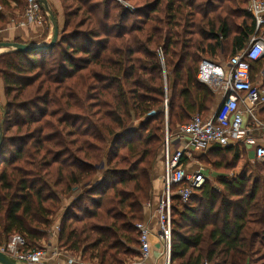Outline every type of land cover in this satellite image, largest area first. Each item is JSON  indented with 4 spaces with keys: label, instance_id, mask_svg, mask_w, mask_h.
I'll list each match as a JSON object with an SVG mask.
<instances>
[{
    "label": "trees",
    "instance_id": "obj_1",
    "mask_svg": "<svg viewBox=\"0 0 264 264\" xmlns=\"http://www.w3.org/2000/svg\"><path fill=\"white\" fill-rule=\"evenodd\" d=\"M59 2L51 48L0 53V246L18 234L36 247L59 215V250L126 264L139 257L135 224L165 119L173 132L210 115L216 94L197 79L201 56L228 61L255 21L247 0ZM24 5L0 0V29ZM263 60L250 61L252 83ZM199 160L229 174L216 177L220 190L205 182L186 203L173 198L171 264H264V162L253 169L237 145L217 144Z\"/></svg>",
    "mask_w": 264,
    "mask_h": 264
},
{
    "label": "built area",
    "instance_id": "obj_2",
    "mask_svg": "<svg viewBox=\"0 0 264 264\" xmlns=\"http://www.w3.org/2000/svg\"><path fill=\"white\" fill-rule=\"evenodd\" d=\"M18 26L44 25L47 18L37 0H25ZM247 11L255 21V31L250 36L246 46L225 64L217 63L211 58L201 56L197 79L207 85L220 98L217 109L206 117L199 113L193 114L189 121L180 124L173 132H169L165 119V133L162 140V156L164 168L161 176L162 191L154 209L156 216L155 236L162 246L163 260L155 264H171V229L173 198L179 197L186 203L193 190L209 179L204 170H191L185 157H190V150H199L208 145L222 147L246 144L252 150V161L264 162V122L258 116V109L264 106V84L252 83L250 76V61L264 57V0H247ZM164 113L167 106L164 101ZM245 117L260 134L259 143L250 137H245L247 129ZM150 201L144 206H149ZM138 233L139 255L141 260L148 258L151 252L148 226L142 221L135 224ZM59 220L53 225L50 234L57 238ZM0 251L25 264H42L47 249L36 246L26 248L25 239L18 234L9 237ZM207 264V263H203Z\"/></svg>",
    "mask_w": 264,
    "mask_h": 264
},
{
    "label": "crops",
    "instance_id": "obj_3",
    "mask_svg": "<svg viewBox=\"0 0 264 264\" xmlns=\"http://www.w3.org/2000/svg\"><path fill=\"white\" fill-rule=\"evenodd\" d=\"M46 1L49 7L51 8L52 12H54V10L57 12V8H58L57 1L56 0H46ZM20 11L21 10H16L10 17H8V24L6 25V27H4V29L0 31V35L2 37H5L6 39L20 38L21 40L24 41L28 39L30 42L34 41L36 42V44H38L37 41L35 40L38 39V35L39 36L41 35V32L43 31L45 26L46 25L49 26V24L47 23L41 26L34 24V25H27L25 27H19L17 24H15V22L17 21ZM58 29L59 31L61 30L59 25H58ZM262 34H264V29H262ZM39 43H43V42H39ZM211 59L220 64H225L227 62V58L226 57L224 58V56L222 55L215 56L214 58ZM256 75L257 78L255 79V83L258 84L262 83L264 81V68L261 69L259 73ZM261 108L258 109V116L260 118H261V114L259 110ZM216 109H217V105L216 107L214 106L212 108L210 115H212L216 111ZM262 121L264 122V119H262ZM245 123L247 129L245 137H250L251 139L254 140V142L259 143L260 134L253 129V127L249 123L248 117H245ZM236 145L238 146L240 156H245L249 162L254 163L252 161L253 155L251 148L246 144H244V142L243 143L241 142ZM211 146L212 145H208L206 148L199 150H190L189 153L190 157H185L184 161L188 162V166L190 167L191 170L201 169L204 170L206 174L212 177V170L207 166L206 163H203L202 161L199 160V156L205 154L209 150V148H211ZM163 168H164L163 159L160 158V161L157 162L156 167L154 168V170H152V195H151L150 205L144 206L143 209V222L148 226L151 232L150 235L151 252L148 258L145 260H141L139 256L138 258L132 259L126 264H155V263H160L163 260V257L160 255L162 251V246L158 242L155 236L157 229H156V216L154 212V209L158 203L162 191L161 176H162ZM71 199H73V196H71V198L69 197L65 198L63 201V206H66L71 201ZM56 247H57V238L51 235L49 242L47 243V245L44 246V248H46L48 251L42 262L43 264H93L92 262H83L80 259L79 255L73 256L67 251L57 250Z\"/></svg>",
    "mask_w": 264,
    "mask_h": 264
},
{
    "label": "rangeland",
    "instance_id": "obj_4",
    "mask_svg": "<svg viewBox=\"0 0 264 264\" xmlns=\"http://www.w3.org/2000/svg\"><path fill=\"white\" fill-rule=\"evenodd\" d=\"M56 1H57L58 8H57V12L54 10L53 13L56 14L55 17L57 18L58 25H59L60 29H62L63 28V23H64L63 10H62V7H61L60 2H59L60 0H56ZM117 1H120V0H117ZM120 3H122L125 7L131 9V7L128 4H125L124 2H120ZM25 6H26V4L24 5V7ZM21 13H22V10L19 12V16H18L17 20L20 19ZM43 13H44V11H43ZM44 16H45V14H44ZM17 23H18V21L15 22V24H17ZM47 23L49 24V26L46 25L47 27L45 26V28L41 32V35L40 36L38 35V39L35 40V41H37V43H39V42L47 43L51 39V36H52V27H51V24H50L49 20L47 21ZM47 23H45V24H47ZM7 24H8V22L5 25H3V27L0 29V31L2 29H4V27H6ZM31 25H34V24H31ZM19 27H22V26H19ZM14 39H16V38H14ZM14 39H6L5 37H2L0 35V41H13ZM22 41L25 42V43H36L34 41L30 42L28 39L26 41H24V40H22ZM3 52H7V49H0V53H3ZM263 68H264V60H263V62L261 64L260 70L263 69ZM163 80H164L163 81L164 82V87H166L167 86V78H166V76L163 77ZM262 83L264 84V81ZM219 97H220V95L219 94H216V99H215V104H214L215 107L218 104ZM3 103H4V95H3V89H2V86H1V83H0V105L3 104ZM261 118L264 119V115L261 114ZM135 122H136V120L133 121V122H131V123H135ZM132 125H135V124H129V126H132ZM167 126H168V124H167ZM163 128H164V131H163V134H164L165 133V124H163ZM160 145H161V142H160ZM160 145H159V148H158V151H157V153H158L157 154V157L155 158V160L153 162L152 170H154V168L157 165V162L160 161V158L163 159V156H162V147L160 148ZM249 163H250V166L253 167V169H255V167H254L255 166V163H260V162L255 161L254 163H251V162H249ZM206 164L212 170V177H213L212 178L211 176H209V179L206 180L207 184L208 185H211L213 188H216V189L220 190L221 187L218 184V182L216 181V177L219 176V175H222V174H229V173L216 170L209 161ZM261 172L264 174V171H261ZM71 196H73V193L71 195H69V196L63 197V199H62V205H63L64 199L67 198V197L71 198ZM59 218H60L59 215H55L53 217V223L55 224L57 222V220H59ZM54 224H52V225H54ZM52 227H51L50 231L52 230ZM50 238H51V234H48L47 237L42 238L39 241V243L37 244V247L38 246L44 247L45 245H47V243L49 242ZM5 244L1 245L0 247L5 246ZM56 249L59 250L58 247H56ZM262 252H264V251H262Z\"/></svg>",
    "mask_w": 264,
    "mask_h": 264
},
{
    "label": "water",
    "instance_id": "obj_5",
    "mask_svg": "<svg viewBox=\"0 0 264 264\" xmlns=\"http://www.w3.org/2000/svg\"><path fill=\"white\" fill-rule=\"evenodd\" d=\"M44 11L47 19L52 25V36L47 43H17L13 41H0V49H7V51H34L40 52L45 49L51 48L57 40L59 29L57 20L55 19L51 8L49 7L46 0H37ZM220 98V97H219ZM219 101V99H218ZM0 145H1V126H0ZM0 264H25L18 261L15 258L8 256L7 254L0 251Z\"/></svg>",
    "mask_w": 264,
    "mask_h": 264
}]
</instances>
